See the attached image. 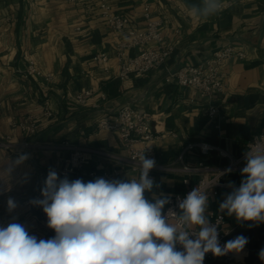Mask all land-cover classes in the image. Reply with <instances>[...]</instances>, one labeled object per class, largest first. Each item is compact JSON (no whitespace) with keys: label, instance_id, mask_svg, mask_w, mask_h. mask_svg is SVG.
Segmentation results:
<instances>
[{"label":"crops","instance_id":"obj_1","mask_svg":"<svg viewBox=\"0 0 264 264\" xmlns=\"http://www.w3.org/2000/svg\"><path fill=\"white\" fill-rule=\"evenodd\" d=\"M146 2L162 17L164 44L172 48V53L166 63L147 75L121 79L117 45L127 38V30L111 29L94 0H0V139L10 135L14 142L27 140L42 145L68 140L124 153L119 133L101 128L99 121L111 118L128 103L154 115V148L160 162L180 164V151L187 142L194 141L210 142L233 155L245 150L247 142L264 131V0H218V4H231L207 17L192 12L194 7L203 6V0H111L113 7L129 15L131 26L138 29L145 27ZM89 4L93 5L91 10ZM229 43L243 50L246 57L223 62L222 72L227 77L224 93L204 98L196 89L168 78L171 70L201 62ZM101 51L110 55L108 71L95 60ZM126 53L131 56L136 50L128 49ZM30 59L43 74L51 73L52 79L35 74L23 76L19 70L25 69ZM84 89L93 94L82 104L76 96ZM102 92L107 94L106 99L101 98ZM212 104L219 109L215 116L208 114ZM47 109L53 111L52 116L45 114ZM29 116L40 125L35 134L19 126ZM68 155L65 148L36 146L12 153L0 147V227L23 223L45 240L55 236L42 207L21 202L26 198L43 199L49 171L58 175ZM21 156L27 159L17 163ZM185 160L191 164L227 161L217 151L204 156L197 150L188 152ZM113 167L110 158L90 155L84 166L67 178L87 183L95 180L90 171H111ZM117 167L119 174L110 180L138 179V168ZM183 178L179 172H157L154 187L144 194L145 198H171L197 184L200 174H191L189 184ZM244 178L242 170L225 176L234 184H241ZM232 191L221 189L211 195L207 210L225 215L230 229L228 241L238 235L248 238L239 254L247 264H264L259 258L264 249V223H238L235 216L220 210ZM9 198L16 204L12 210L8 208ZM224 258L216 257L217 264H233Z\"/></svg>","mask_w":264,"mask_h":264},{"label":"clouds","instance_id":"obj_2","mask_svg":"<svg viewBox=\"0 0 264 264\" xmlns=\"http://www.w3.org/2000/svg\"><path fill=\"white\" fill-rule=\"evenodd\" d=\"M218 10V0H203L192 12L207 17ZM25 159L21 156L17 163ZM245 159V178L219 207L238 223H264V144L249 148ZM138 161L139 177L128 181H70L50 170L43 199L31 203L42 207L55 236L38 240L15 222L0 227V264H203L208 253L222 257L243 252L249 242L243 235L220 244L217 225L206 215L208 195L201 187L179 201V212L169 210L166 215L169 196L146 199L145 192L154 187L149 172L156 162L144 152ZM15 207L9 198V210ZM259 258L264 261V249Z\"/></svg>","mask_w":264,"mask_h":264},{"label":"built area","instance_id":"obj_3","mask_svg":"<svg viewBox=\"0 0 264 264\" xmlns=\"http://www.w3.org/2000/svg\"><path fill=\"white\" fill-rule=\"evenodd\" d=\"M75 1V0H66ZM97 4L98 12L103 21L113 30H127V38L117 45V59L120 63V72L118 77L121 79L128 78L131 75L145 76L153 69L158 68L168 61L172 53V48L164 44V34L161 29L162 17L156 13L146 2L143 8V17L145 27L143 29L131 26L132 18L116 10L111 0H94ZM230 2L219 3V8L230 6ZM88 9H92L93 5H87ZM153 44V45H149ZM135 49L136 53L128 56L126 51ZM232 57L245 58L246 53L237 49L233 44H226L215 50L213 55L201 62L195 64H185L175 70H171L168 78H175L180 85L189 86L196 89L202 97H212L214 94L224 93L227 86V77L222 72L223 62ZM110 55L101 51L95 56L98 64L108 71V62ZM23 76L42 75L46 80L52 79V74H43L35 61L30 59L25 69H20ZM93 94L92 90L84 89L80 91L76 98L85 104L88 97ZM102 99L107 98V94L102 92ZM218 107L214 104L210 105L208 114L215 116L218 113ZM45 114L52 116L53 111L47 109ZM154 115L142 108H136L131 104L125 103L120 106L111 118H103L99 121V126L108 130L117 131L124 144V153L113 152L104 148H99L87 144H76L65 140L58 144H39L38 142H29L23 140L14 142L10 135L0 139V147L15 152L19 149H31L36 146L65 148L69 150V155L65 160V164L58 169V176L65 178L80 170L87 162L90 155H100L108 157L113 161L112 170H104L102 172L90 171L89 174L94 178L103 177L110 180L113 175L119 174L118 165H130L139 169L138 156L144 152L146 158L155 160V167L149 172V177L154 181L155 174L160 171H173L184 174L183 181L185 184L190 183L189 176L191 174H200L197 184L188 187L181 193H176L170 198V203L164 209L166 215L169 210L179 212L178 203L186 198L187 194L194 188L201 187L205 190L208 199L211 195L217 194L221 189L238 188L240 184H234L225 179L226 174L234 170H242L246 166L245 154L249 148L257 143L264 144V131L255 134L248 142L245 150L238 155L231 154L225 148L206 141L187 142L180 151L177 161L180 164L160 162L156 156L154 148V140L157 137L154 129ZM23 131L29 134H35L40 125L33 117L29 116L26 120L19 123ZM197 150L204 156L209 155L212 151H217L227 161L223 164H210L204 161L197 164L186 162L185 156L188 152ZM146 193V192H145ZM31 199L26 198L21 205L31 206ZM206 215L210 223L217 225L219 232V242L221 245L228 241L230 229L226 226V217L223 213L215 210H207ZM23 224V223H20ZM30 235H34L37 239H43V235L38 232H31L29 228L23 224ZM195 239V237H190ZM178 250H182L177 245ZM225 262L233 264H247L246 260L235 253L225 255ZM203 264H217L216 256L211 253L206 254Z\"/></svg>","mask_w":264,"mask_h":264}]
</instances>
